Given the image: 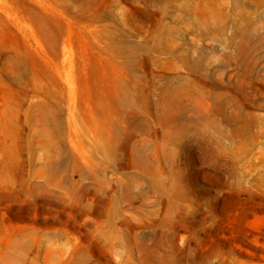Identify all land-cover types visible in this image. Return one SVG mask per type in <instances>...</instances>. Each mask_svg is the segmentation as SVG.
<instances>
[{"label":"rangeland","instance_id":"374dc122","mask_svg":"<svg viewBox=\"0 0 264 264\" xmlns=\"http://www.w3.org/2000/svg\"><path fill=\"white\" fill-rule=\"evenodd\" d=\"M0 264H264V0H0Z\"/></svg>","mask_w":264,"mask_h":264}]
</instances>
